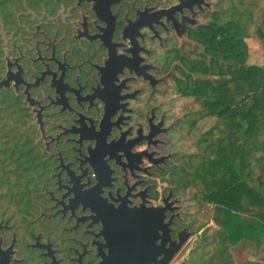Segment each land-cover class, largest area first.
Masks as SVG:
<instances>
[{
  "label": "flooded vegetation",
  "instance_id": "af4514ba",
  "mask_svg": "<svg viewBox=\"0 0 264 264\" xmlns=\"http://www.w3.org/2000/svg\"><path fill=\"white\" fill-rule=\"evenodd\" d=\"M217 3L43 0L0 31V264H135L120 211L141 206L192 233L172 89Z\"/></svg>",
  "mask_w": 264,
  "mask_h": 264
},
{
  "label": "trees",
  "instance_id": "16d2710c",
  "mask_svg": "<svg viewBox=\"0 0 264 264\" xmlns=\"http://www.w3.org/2000/svg\"><path fill=\"white\" fill-rule=\"evenodd\" d=\"M41 1L0 0V26L13 28L25 8ZM260 1L218 0L217 22L201 31L200 58L185 62L177 84L179 95L195 104L189 128L213 122L195 141V153L172 168L171 183L174 191L193 188L216 226L203 230L180 264H239L237 254L247 246L262 251L264 264V67L246 63L253 37L264 58Z\"/></svg>",
  "mask_w": 264,
  "mask_h": 264
},
{
  "label": "rangeland",
  "instance_id": "374dc122",
  "mask_svg": "<svg viewBox=\"0 0 264 264\" xmlns=\"http://www.w3.org/2000/svg\"><path fill=\"white\" fill-rule=\"evenodd\" d=\"M263 0L260 1L259 8H263ZM217 8V5H216ZM27 8L24 9V12H27ZM18 14V13H17ZM4 30L2 26H0V31ZM253 29H250V33H252ZM256 37H253V41L251 43L250 49L248 50V56L246 63L248 65H257L264 67V58L262 57V43H260ZM172 106L175 109L174 115H179L184 112L185 113V121L183 124H181L180 131L177 135H174L172 138L173 142V151L178 152V156L175 159V163H178L184 158H188L190 155L195 153V141L198 139V136L207 130L213 120L212 119H204L197 123L196 127L194 129L189 128V120L190 115L193 113L191 111V108L194 109L195 104H192L190 98H185L183 96H180L177 90V86L172 89ZM180 97V98H179ZM182 108V110H180ZM179 191V190H178ZM181 191L177 192V195L181 199V217L183 218V221L190 224V229L192 231L191 236L188 237V240H186L184 246L180 251L172 258L169 264H180L188 255L189 249L194 245V242L198 240L197 237L200 236V234L203 232L205 228H207L208 233H212L214 228L216 226L208 220L210 217V206L199 204V202H196L193 199L194 189L193 188H187L184 189V192L180 193ZM206 223V226L197 229V226L204 223ZM263 253L260 249H256L253 246H247L245 249L241 250L237 254V262L240 264L245 261H250L252 263L258 261L262 264V258Z\"/></svg>",
  "mask_w": 264,
  "mask_h": 264
},
{
  "label": "water",
  "instance_id": "95a60500",
  "mask_svg": "<svg viewBox=\"0 0 264 264\" xmlns=\"http://www.w3.org/2000/svg\"><path fill=\"white\" fill-rule=\"evenodd\" d=\"M164 210L165 208H145L141 206L129 211H120L122 215L119 227L120 235L131 246L134 245L133 255L130 254L129 259L135 261V264H169L188 237L191 236V233H187V228H185L182 230V233H185L184 236L178 233L177 240L170 241L166 229L168 230L171 219L167 223L164 222ZM165 237L170 241V246L168 249L163 250ZM158 239H160V245L155 244ZM143 244L150 247L149 253L142 252L141 247ZM111 255L113 260L116 261V253L113 252ZM161 255L162 257L157 260ZM125 259H128V257L125 256Z\"/></svg>",
  "mask_w": 264,
  "mask_h": 264
}]
</instances>
